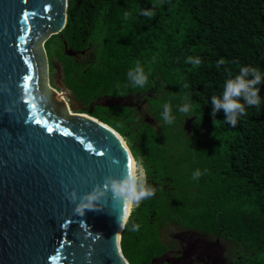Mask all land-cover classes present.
I'll use <instances>...</instances> for the list:
<instances>
[{
  "label": "trees",
  "instance_id": "obj_1",
  "mask_svg": "<svg viewBox=\"0 0 264 264\" xmlns=\"http://www.w3.org/2000/svg\"><path fill=\"white\" fill-rule=\"evenodd\" d=\"M145 9L153 16L142 15ZM45 48L86 107L78 113L88 114L103 96L141 93L150 105L154 125L129 107H96L90 115L124 138L155 189L122 233L130 264L162 256L171 227L234 244L239 264H264V83L260 105L246 106L235 127L223 110L215 126L211 106L242 66L264 73V0H69L67 26ZM94 49L96 61L87 69L75 63L76 55ZM188 57L202 63L194 66ZM137 65L148 77L142 88L127 78ZM185 97L192 105L187 116L178 111ZM165 103L175 117L171 125L161 119ZM187 120L192 130H185ZM197 169L202 174L194 180ZM133 223L138 231H130Z\"/></svg>",
  "mask_w": 264,
  "mask_h": 264
},
{
  "label": "water",
  "instance_id": "obj_2",
  "mask_svg": "<svg viewBox=\"0 0 264 264\" xmlns=\"http://www.w3.org/2000/svg\"><path fill=\"white\" fill-rule=\"evenodd\" d=\"M68 7L69 0H0V264H130L118 224L123 202L111 192L80 201L106 177L133 174L124 138L90 115L133 108L142 94L103 96L80 114L48 83L45 44L66 28ZM144 120L155 124L149 113ZM194 254L203 256L190 244L180 258L167 252L150 264H190Z\"/></svg>",
  "mask_w": 264,
  "mask_h": 264
},
{
  "label": "clouds",
  "instance_id": "obj_3",
  "mask_svg": "<svg viewBox=\"0 0 264 264\" xmlns=\"http://www.w3.org/2000/svg\"><path fill=\"white\" fill-rule=\"evenodd\" d=\"M142 15L152 17L153 11L151 9H145L142 11ZM186 62L194 66L202 63L199 57H188ZM223 63L224 61L221 59L219 64ZM127 78L133 88H142L148 80L144 69L139 65L128 71ZM262 83H264V73H262L259 68L250 65L242 66L239 70V74L235 77L229 75V78L226 79L224 83L222 96L218 97L213 95L211 98L212 117L215 126H217V119H215L216 115L221 110H223L225 115L224 121L235 127L238 123V119L247 114L246 106H259L261 103V89L258 85ZM162 108L161 119L166 125H171L175 121V117L172 115L171 105L165 103ZM191 110L192 105L189 102V98L185 97V102L178 106V111L187 116ZM201 174L200 170L197 169L193 173V179H199ZM109 192L112 193L114 200L122 201L124 204L125 212L122 217L118 218V224L119 227H126L130 218V212L128 211L129 206L138 204L140 201L153 196L155 194V189L147 184V180L142 173L133 175L132 172L129 171L123 178L106 177L103 186L97 185L91 193L83 197L80 204L83 205L86 202H91L93 199L98 200ZM70 199L74 202L76 201L74 193ZM76 211L80 212L81 207L77 206ZM138 230L139 225L133 223L130 231Z\"/></svg>",
  "mask_w": 264,
  "mask_h": 264
},
{
  "label": "flooded vegetation",
  "instance_id": "obj_4",
  "mask_svg": "<svg viewBox=\"0 0 264 264\" xmlns=\"http://www.w3.org/2000/svg\"><path fill=\"white\" fill-rule=\"evenodd\" d=\"M148 94L151 96V93ZM143 102L146 103L143 104ZM134 103L136 105L133 108L136 109L141 116L144 117L146 113L150 112V105L146 96L143 95L139 102L136 103V101H134ZM190 125L191 121L187 120L184 124L185 130H190ZM143 170L146 173L144 166ZM148 176L150 177V175ZM224 242L226 245L227 241L216 236L204 235L200 232L185 229H176L173 232L168 231L165 236V243L167 245V251L165 253L170 252L173 258L178 259L191 244L196 247L200 253L202 252L203 256L200 257V255L194 254L192 256V263L190 264H239L240 260H234L233 251L230 252L227 246L224 245Z\"/></svg>",
  "mask_w": 264,
  "mask_h": 264
},
{
  "label": "rangeland",
  "instance_id": "obj_5",
  "mask_svg": "<svg viewBox=\"0 0 264 264\" xmlns=\"http://www.w3.org/2000/svg\"><path fill=\"white\" fill-rule=\"evenodd\" d=\"M96 61V50H89L86 51L82 54L76 55L75 56V63L85 69H87L91 64H93ZM50 69H51V75H50V79L49 82L51 86H54L55 88H57L61 93H67L68 97L70 99V102L77 108V111H80V109H78V107H81L82 105L78 102H76L74 96L69 92V89L64 85L63 83V77L60 79L59 78V73L62 72V64L61 62H59L57 59L53 58V60H51L50 62ZM63 73V72H62ZM63 83V87H61L59 85L60 82ZM189 128H191L192 130V125L189 126ZM189 130V129H188ZM127 143V142H126ZM128 145V144H127ZM136 163H137V167H138V173H142L146 180H147V184L149 185V183L151 182V178L145 173V171L143 170V166H141V162L138 159H135ZM141 203V201L138 204L132 205V211L130 212V216L131 213L134 211V209ZM170 232L176 230L175 228L171 227ZM169 230H165L164 234H163V240L165 241V236L167 234V232ZM225 245V242H224ZM228 250L234 254L235 252V248H237L234 244H231L229 242H226V245ZM238 249V248H237Z\"/></svg>",
  "mask_w": 264,
  "mask_h": 264
},
{
  "label": "bare ground",
  "instance_id": "obj_6",
  "mask_svg": "<svg viewBox=\"0 0 264 264\" xmlns=\"http://www.w3.org/2000/svg\"><path fill=\"white\" fill-rule=\"evenodd\" d=\"M132 164H133V174H137L138 173V167H137V163L136 160L134 158H132ZM132 205L129 206L128 211L131 212L132 210Z\"/></svg>",
  "mask_w": 264,
  "mask_h": 264
}]
</instances>
